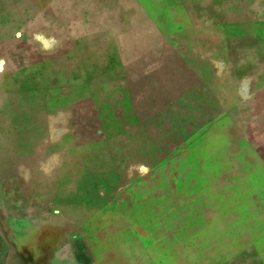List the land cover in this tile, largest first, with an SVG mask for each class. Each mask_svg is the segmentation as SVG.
I'll list each match as a JSON object with an SVG mask.
<instances>
[{
    "label": "rangeland",
    "instance_id": "obj_1",
    "mask_svg": "<svg viewBox=\"0 0 264 264\" xmlns=\"http://www.w3.org/2000/svg\"><path fill=\"white\" fill-rule=\"evenodd\" d=\"M239 1L0 0V264H264V89L199 44Z\"/></svg>",
    "mask_w": 264,
    "mask_h": 264
},
{
    "label": "crops",
    "instance_id": "obj_2",
    "mask_svg": "<svg viewBox=\"0 0 264 264\" xmlns=\"http://www.w3.org/2000/svg\"><path fill=\"white\" fill-rule=\"evenodd\" d=\"M240 1L236 4L238 7L234 8L238 12L228 16L227 25L231 31L228 38L217 33L213 40H201L199 44L203 51L200 53L203 59L222 63L230 78L239 82L234 88H245L243 95L252 97L264 89V0ZM10 52L11 48L0 42V79L8 81L9 85L14 64ZM256 82H260V90L257 88V91H253ZM234 96H238L237 92ZM4 179L0 174L1 188L5 187L4 191L10 190L11 187Z\"/></svg>",
    "mask_w": 264,
    "mask_h": 264
}]
</instances>
